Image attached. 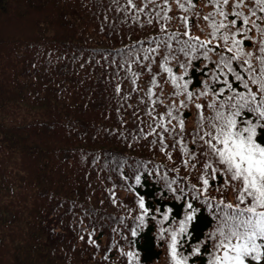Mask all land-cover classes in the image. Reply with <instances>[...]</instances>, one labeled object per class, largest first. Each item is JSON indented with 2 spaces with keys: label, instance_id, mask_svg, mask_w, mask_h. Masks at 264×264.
I'll list each match as a JSON object with an SVG mask.
<instances>
[{
  "label": "trees",
  "instance_id": "obj_1",
  "mask_svg": "<svg viewBox=\"0 0 264 264\" xmlns=\"http://www.w3.org/2000/svg\"><path fill=\"white\" fill-rule=\"evenodd\" d=\"M194 2L203 14L209 12L205 0ZM125 5L126 0H0V264H126L120 248L139 251L140 264H173L159 230L177 229L184 207L173 193L158 194L166 189L159 172L142 176L136 191L146 206L172 207L173 213L163 225L157 213L131 237L125 225L135 224V192L111 172L116 159L127 160L126 173L139 161L171 166L162 154L142 148L143 142L129 148L118 139L135 128L129 113L139 94L123 99L130 86L122 82L123 71L116 75L113 61L134 42L157 34L155 21L148 26L141 16L142 28L121 11ZM172 9L170 16L183 15L174 3ZM167 29L183 31L176 18ZM192 31L201 35L196 27ZM186 115L191 128V114ZM225 203L235 207L234 195ZM195 207L197 219L189 236L180 238L183 247L178 245L184 255L220 223L215 207L214 215L203 204ZM90 233L95 244L86 242ZM213 251L202 249L189 264H207Z\"/></svg>",
  "mask_w": 264,
  "mask_h": 264
},
{
  "label": "snow or ice",
  "instance_id": "obj_2",
  "mask_svg": "<svg viewBox=\"0 0 264 264\" xmlns=\"http://www.w3.org/2000/svg\"><path fill=\"white\" fill-rule=\"evenodd\" d=\"M173 3L182 16L169 15ZM205 3L210 8L207 14L197 8L194 0H126L121 11L130 14L142 28L145 25L141 16L147 18L148 26L155 21L157 34L147 41L134 42L121 52L122 59L113 61L116 75L123 71L122 82L127 81L130 86L123 99L127 101L133 93L139 94L136 108L129 113L135 128L129 129L127 135L120 133L118 139L129 148L143 142L142 148L155 155L162 154L171 166L139 161L129 165L126 173L127 160L116 159L111 172L122 187L135 192L138 207L133 217L135 224L125 225L131 237L138 235L148 219L156 220L157 213L161 225L173 213L172 207L161 211L146 206L145 197L136 191V186H143L142 176L159 172L164 187L174 198L186 201L178 228L159 230L173 264H189L190 257L199 258L202 249L207 252L209 247L214 251L207 264H261L264 261V0H205ZM173 18L180 21L183 31H168L167 22ZM200 21L205 22L206 28H199ZM193 27L201 35H194ZM141 76L146 78L138 83ZM115 91L119 95L121 87L117 85ZM186 114H191V128L186 123ZM120 122L123 124V119ZM182 169L185 175H181ZM173 172L175 176L169 178ZM107 178L111 180L112 175ZM210 189L221 193L215 205ZM188 191L192 193L191 200L203 198V204L215 207L220 223L203 243L195 247L189 244L190 251L184 255L178 252V245L183 247L180 238L189 236V226L199 211L188 199ZM109 192L115 203V192ZM229 193L235 197V207L225 203ZM91 235L86 242L95 244ZM122 239L129 245L133 243L127 236ZM119 255L126 258V264H140L139 251L120 248ZM104 258L107 260L108 256Z\"/></svg>",
  "mask_w": 264,
  "mask_h": 264
}]
</instances>
